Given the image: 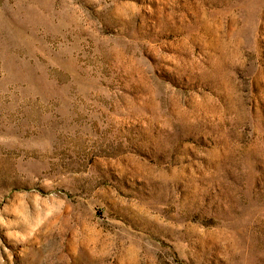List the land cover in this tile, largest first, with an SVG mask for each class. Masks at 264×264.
Segmentation results:
<instances>
[{"label":"rangeland","instance_id":"374dc122","mask_svg":"<svg viewBox=\"0 0 264 264\" xmlns=\"http://www.w3.org/2000/svg\"><path fill=\"white\" fill-rule=\"evenodd\" d=\"M0 264H264V0H0Z\"/></svg>","mask_w":264,"mask_h":264}]
</instances>
